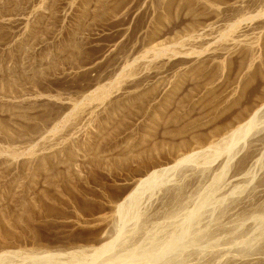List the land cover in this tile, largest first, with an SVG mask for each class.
Instances as JSON below:
<instances>
[{
    "label": "rangeland",
    "instance_id": "rangeland-1",
    "mask_svg": "<svg viewBox=\"0 0 264 264\" xmlns=\"http://www.w3.org/2000/svg\"><path fill=\"white\" fill-rule=\"evenodd\" d=\"M263 68L264 0H0V254L264 264Z\"/></svg>",
    "mask_w": 264,
    "mask_h": 264
},
{
    "label": "bare ground",
    "instance_id": "bare-ground-1",
    "mask_svg": "<svg viewBox=\"0 0 264 264\" xmlns=\"http://www.w3.org/2000/svg\"><path fill=\"white\" fill-rule=\"evenodd\" d=\"M263 13V12H262ZM233 28V27H232ZM234 29V28H233ZM232 29V30H233ZM230 30V29H229ZM235 31V30H234ZM225 34V33H224ZM231 34V33H230ZM234 34V33H233ZM236 38V37H235ZM216 39V38H215ZM223 40V39H222ZM230 40V39H229ZM248 46V45H247ZM173 52V51H172ZM197 54V53H196ZM264 69V68H263ZM104 94H105V90L103 89H100V90H98V91H96L95 92V94L94 95H92L93 96V99L95 98L96 100H98V99H100V98H102L103 96H104ZM107 94V93H106ZM91 101V100H90ZM255 115V114H254ZM254 115L253 116H251L246 122H244V123H242L241 125H239L235 130H233L231 133H230V135L228 136L229 137V139L231 138H233V140L235 141V138H237V136H238V138L240 137V136H243L244 137V135L245 134H247V132H248V130L250 129V127L253 125L252 123H254L255 121V117H254ZM256 116V115H255ZM254 121V122H253ZM253 127H255V124L253 125ZM253 127H251V128H253ZM251 130V129H250ZM236 136V137H235ZM228 137L226 138V139H228ZM235 137V138H234ZM243 137H240L239 139H243ZM226 139H225V142H223L222 140V145H221V143H220V148H222V146L223 147H225L224 145H227V142L229 141V139L226 141ZM231 142V141H230ZM229 142V143H230ZM233 144V143H232ZM219 144H217V147H213V149H215V150H213L214 151V153L216 154V155H218L219 153H216V152H220V151H222V150H220V148H219V146H218ZM258 145V144H257ZM231 145H229V147H230ZM235 146V145H234ZM228 147V146H227ZM233 148V147H232ZM212 152V151H211ZM210 152V153H211ZM209 153V152H208ZM214 153H211V154H214ZM253 153V152H252ZM251 153V154H252ZM196 154V153H195ZM206 155V154H205ZM248 155V154H247ZM247 155L246 156H244V158L242 159V163H244V162H246V159H247ZM255 155V154H254ZM192 156L193 157H195V159H196V156H194V154L193 155H188V156H184L183 158H181V159H179L178 161H176L175 162V164H173L172 166H170V167H168V168H163V169H159V170H155V171H152V172H150L148 175H146V177H144L141 181H139L140 183L138 184V186L133 190V191H131L130 193H128L127 195H125V196H123L122 198H121V200H120V202H118V204H116L117 206H116V211H118V212H120V210L121 209H123V207L125 206V205H127V204H129V207L131 206V208L134 206V199H135V197H136V193H138V191L140 192V189L142 190V186L144 187V185L145 184H149V185H147V187L148 186H151L150 185V183L151 182H153L154 183V185H155V183H156V181H159V182H161V181H163V179H161V177L163 178V176L165 175V174H163V173H165L166 171H168V170H173V169H177V167H180L181 165V163L183 162V161H188V162H190V160L192 159ZM210 156V155H209ZM208 155H207V158L209 157ZM212 156V155H211ZM249 156V155H248ZM213 157V156H212ZM212 157H210L211 158V160L213 159ZM214 157H215V155H214ZM252 157H254L253 156V154H252ZM206 158V157H205ZM210 158H209V160H210ZM188 159V160H187ZM193 160V159H192ZM191 160V161H192ZM209 160L207 159V162H209ZM204 161H205V159H204ZM182 164H184V163H182ZM248 164V163H247ZM178 165H180V166H178ZM225 166V165H224ZM243 167V166H242ZM181 168H182V166H181ZM210 168V167H209ZM238 168V167H237ZM243 169V168H242ZM245 169V168H244ZM190 171V170H189ZM162 174H163V176H162ZM192 176V175H191ZM196 177V176H195ZM159 178L161 179V181L159 180ZM187 180V179H186ZM164 182V181H163ZM162 182V183H163ZM233 182H234V180H233ZM263 182H264V179H263ZM152 183V184H153ZM146 187V186H145ZM144 189V188H143ZM173 191V190H172ZM175 191H173V192H170V196L172 197V199L174 198V197H176L177 196V192H175ZM139 194V193H138ZM138 196V195H137ZM178 197V196H177ZM136 199H137V197H136ZM176 199V198H175ZM206 203V202H205ZM135 204H136V200H135ZM207 205V204H206ZM201 208V207H200ZM126 209V208H125ZM128 210H129V208H128ZM131 210V209H130ZM125 211V210H124ZM129 212V211H128ZM132 212H134L133 210H132ZM208 212V211H207ZM131 213V212H130ZM126 215V214H125ZM222 215V214H221ZM193 215L191 214V216H190V218L192 217ZM189 217V216H188ZM216 218V217H215ZM259 218V216L257 217V219ZM228 220V219H227ZM123 221V220H122ZM189 221H190V219H189ZM260 221V220H259ZM202 229V228H201ZM133 230V229H132ZM246 231V230H245ZM144 232V231H143ZM127 233V232H126ZM134 235V234H133ZM177 238H179V237H177ZM177 238H175V237H173V238H171V240H170V242L171 243H169L168 245H164L165 247L164 248H162L161 250H159V249H155V251L157 250V251H162V253H165L166 252V250L167 251H171V250H173V249H175V250H177L176 248H178V250L179 249H181V251H182V249H184V248H186L185 246L186 245H182V243L180 242V238L179 239H177ZM228 239V238H227ZM217 240V239H216ZM154 242V241H153ZM160 243V242H159ZM252 243V242H251ZM156 244V243H155ZM190 246H191V244H189ZM188 245V246H189ZM111 246V242H108V243H104V244H102V245H100L99 247H97V248H95L94 250H93V252H92V256H94V258L96 257V256H100L101 254H103V253H105V252H107V251H109V248H111L110 247ZM119 246V245H118ZM187 246V247H188ZM213 246V245H212ZM215 246H217L216 245V243H215ZM174 247H176V248H174ZM208 247V246H207ZM143 247H137V248H135L133 251H131L130 253H126V254H123L122 256H114L113 258L112 257H109V258H106V259H104L103 261H101L100 262V264H146V262H148V263H150V262H152V261H150L149 262V260L151 259H154L155 257H157L160 253H158V255L157 256H155L156 255V253H154L155 251L154 250H152V249H154V248H152V249H146V250H143L142 249ZM157 248V247H156ZM210 248V247H209ZM208 249V248H207ZM204 250H206V248L204 249ZM74 253H76V252H74ZM74 253L73 254H69L70 255V257H76L75 255H74ZM79 256H80V254L79 253H77ZM196 254V253H195ZM56 257V255H48V256H46V257H44V258H39V260L40 261H42V260H44V262L42 261L41 262V264L43 263V264H54V262H55V260H56V258H54V261H53V257ZM91 256V255H90ZM89 256V257H90ZM198 256V255H197ZM234 257V256H233ZM10 258H11V256H10V254H7V253H3V254H0V264H10V263H7V262H9V260H10ZM93 258V257H92ZM93 258V259H94ZM99 257H97V258H95V259H98ZM36 260H38V258H35ZM51 259H52V261H53V263H51ZM156 259H158V258H155L154 260H156ZM45 260H49L47 263H46V261ZM40 261H38L39 262V264H40ZM37 262V261H36ZM248 262V261H247ZM259 262V261H258ZM260 262H262L261 260H260ZM56 263V262H55ZM154 263V262H153ZM172 263V262H171ZM179 263H180V261H179ZM256 263H257V261H256ZM181 264V263H180Z\"/></svg>",
    "mask_w": 264,
    "mask_h": 264
}]
</instances>
